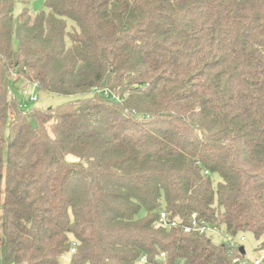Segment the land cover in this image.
<instances>
[{
    "label": "trees",
    "instance_id": "16d2710c",
    "mask_svg": "<svg viewBox=\"0 0 264 264\" xmlns=\"http://www.w3.org/2000/svg\"><path fill=\"white\" fill-rule=\"evenodd\" d=\"M15 1L0 0V264L243 259L184 232L193 215L264 250V0H21L14 18ZM22 81L80 98L25 110Z\"/></svg>",
    "mask_w": 264,
    "mask_h": 264
},
{
    "label": "rangeland",
    "instance_id": "374dc122",
    "mask_svg": "<svg viewBox=\"0 0 264 264\" xmlns=\"http://www.w3.org/2000/svg\"><path fill=\"white\" fill-rule=\"evenodd\" d=\"M22 7L23 4L21 0H16L13 9L14 18L21 12ZM27 7L32 12L46 11L45 0H27ZM12 49H16V40L14 38L12 39ZM22 90H26L28 95L24 96L21 93ZM31 95H35L37 99L35 101L30 100ZM15 96L21 108H24L25 110L32 108L49 109L68 101L80 98L75 96H61L48 94L45 92H38L33 90V87L30 85V83L26 81H22L18 85L17 89L15 90ZM214 181L216 183L217 179L214 178ZM208 235L216 244H226L228 241H232L237 247H243L245 252L243 260L248 264H253L255 260H260L264 255V250L257 249L259 242L256 241L250 233H244L238 235L235 238H230L223 232V229L220 228L219 233L209 232ZM240 237L244 238L243 242L240 241Z\"/></svg>",
    "mask_w": 264,
    "mask_h": 264
},
{
    "label": "built area",
    "instance_id": "2783aa9c",
    "mask_svg": "<svg viewBox=\"0 0 264 264\" xmlns=\"http://www.w3.org/2000/svg\"><path fill=\"white\" fill-rule=\"evenodd\" d=\"M30 85L33 87V90L36 89L35 84H30ZM21 93L24 96L28 95V92L26 90H22ZM36 99H37V97L35 95H31L30 100L35 101ZM158 224L160 226H163V227H176V226H178V223L176 221L168 220L167 214L164 211H161L159 214ZM182 229L184 232H194V233H197L199 235H204V234L208 235L209 232H217V233L220 232V229L216 225L208 224L207 222H205L203 220H197L195 215H193L191 217L189 225L183 226ZM240 241L243 242L244 238L241 237ZM227 243L229 244L230 247H232V248L236 247L237 248V246L232 241H228ZM74 253H75V245L73 244L71 249H70V254H74ZM161 256L164 257V254H162ZM141 262H144V259H141ZM234 262L237 264H248L243 259L241 260L238 258H234ZM66 264H71L70 260H67ZM253 264H264V255L262 256V258L260 260H255Z\"/></svg>",
    "mask_w": 264,
    "mask_h": 264
},
{
    "label": "water",
    "instance_id": "95a60500",
    "mask_svg": "<svg viewBox=\"0 0 264 264\" xmlns=\"http://www.w3.org/2000/svg\"><path fill=\"white\" fill-rule=\"evenodd\" d=\"M239 250H240L241 254L243 255V254H244V249H243V247H241Z\"/></svg>",
    "mask_w": 264,
    "mask_h": 264
}]
</instances>
